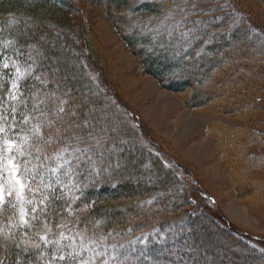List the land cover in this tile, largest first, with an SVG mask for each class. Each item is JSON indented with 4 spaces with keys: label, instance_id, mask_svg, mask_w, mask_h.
<instances>
[{
    "label": "trees",
    "instance_id": "1",
    "mask_svg": "<svg viewBox=\"0 0 264 264\" xmlns=\"http://www.w3.org/2000/svg\"><path fill=\"white\" fill-rule=\"evenodd\" d=\"M171 2L174 1L97 0L111 14L118 33L137 58L142 74L155 79L162 89L183 95L184 106L199 110L219 98L220 95L215 93L217 88L227 86L226 89L232 87L235 93L232 96L227 92L234 106L230 108L227 103L218 102L222 104L220 109L227 114L247 112L255 118L259 114V107L251 97L246 96V91L237 93L240 91L236 89L243 87L250 93L262 90L264 82L259 75L263 74L264 66H258V74H254L246 67L237 69L233 63L240 59L241 50L245 51L247 44L251 43L248 40L250 36L255 44L261 43L258 57L261 56L264 65V28L251 24L234 2L201 0L200 7L206 11L211 9L209 15L217 23L208 21L207 24L206 16L186 21L188 28L192 27L194 19H203L207 25L206 29L200 26L197 32L199 39L189 45L181 39L180 30L174 27L181 14L178 9L174 11L176 4ZM221 3L224 5L220 6ZM169 13L173 14L172 18L157 33L158 26ZM77 15L73 0H0V72L6 74V78L0 81L4 85L0 87V95L4 96V100L0 101V113L7 117L12 126L9 139L21 143L33 124L56 120L57 107L61 101H66L63 104L65 113L60 114L62 118L56 121L55 126L66 128L71 124L66 134L80 137L79 142L73 143L81 149H88L92 159L99 162V175L94 174L86 164L79 166L80 174L75 182L80 191L70 192L63 187L68 183L67 177L58 184L55 176H46L52 188H42L35 194L38 212L45 207L38 203L43 195L58 197L46 201L50 213L47 219L54 230H60L55 227L56 224L67 223L77 230L86 227L89 235L106 237L103 243L107 248L98 247L97 251L107 253L101 259L114 257L109 264H227L226 260H207V255L199 257L195 254L198 249L205 251V242L210 244L212 236L208 232L213 233L211 226H214L205 216L203 205L200 206L197 198L190 193V189L196 191L195 181L185 167L169 159L153 140L144 135L140 123L122 108L124 106H117L114 97L103 89L102 61L95 54L93 63L89 59L87 61L77 47L79 37L75 36L72 28V17ZM150 19L153 21L150 22ZM147 29L153 30L145 31ZM78 32L85 45L94 52L92 33L87 26L82 25L80 29L78 25ZM215 39L219 42H215ZM8 40L14 41V45L5 47L3 42ZM5 57H11V61L19 64L21 71L28 70L31 65V75L21 81L22 99L26 103L18 104L7 97L5 88L10 87L15 68L11 61L9 69L2 68ZM96 64L101 71L94 66ZM88 68H92L95 77H91ZM241 73L247 75L244 82L237 80V75L239 77ZM243 95L248 99H242ZM41 100L44 103H40ZM33 108L36 110L33 111ZM24 112L32 117L29 124L23 123L21 113ZM119 125L127 137L141 138L143 144L140 143V146L150 154L134 156L132 151L119 147ZM222 129L215 126L208 128L207 132L220 143L219 155L223 163L230 161L229 177L236 194L241 199L257 194L259 200H264V139H259L250 131L236 130L234 134H228ZM235 137L245 140V148H254L250 157L236 146ZM97 139L101 140L99 144L96 143ZM25 149L32 155L20 157L21 161L40 162L35 159L38 154L34 148L25 146ZM48 151L51 153L52 149ZM12 154L15 155V151ZM28 166L31 167V164ZM255 170L259 173L254 181L257 191L253 188V193H247V187L251 185L246 176ZM181 187L183 189L179 193ZM26 196L31 199L33 194L26 192ZM73 196L78 199L73 201ZM130 205L131 208H128ZM68 206H71V215L67 211ZM6 207L7 210L0 213V228L8 225L7 218L16 212L10 205ZM25 207L30 210L32 205L26 204ZM77 220L78 224L75 223ZM211 220L228 234V248L234 244L240 247L237 245L241 242L238 240L242 239L239 232L233 231L223 221ZM34 223L39 225V221ZM36 230L38 228L32 231ZM13 231L20 239L23 230ZM243 241L246 246H253ZM262 249L257 251L264 257ZM18 256L22 258L21 264H28L29 261L38 264V250L29 247V252L23 253L11 243L5 246L0 236V259L4 260V264H15Z\"/></svg>",
    "mask_w": 264,
    "mask_h": 264
},
{
    "label": "rangeland",
    "instance_id": "2",
    "mask_svg": "<svg viewBox=\"0 0 264 264\" xmlns=\"http://www.w3.org/2000/svg\"><path fill=\"white\" fill-rule=\"evenodd\" d=\"M73 1L79 14L72 17L73 31L75 36L79 37L77 47L82 51L87 61L89 59L93 63L94 54L102 61V71L99 65L94 66H97L102 72L103 89L109 96L114 97L113 101L117 102V106H124L122 108L126 109L140 123L142 133L153 140L169 159L175 160L185 167L195 181L196 191L190 189V193H193V196L197 198L200 206L203 205L205 216L207 215L215 226H211L213 233L212 231L208 232V235L212 236L210 244L205 242V247H207L205 251L198 249L195 250V254L202 257L207 255V260L213 258L216 261L226 260L227 264H264V257L257 251V249L264 248V200L261 198L259 200L257 194H249L250 196H245L243 199L239 197V194H236L229 177L231 172L230 161L226 162L225 160L223 163L219 155L220 143L207 132L208 128L216 126L222 127V130L228 134L229 132L234 134L236 130H245L246 132L250 131L259 139H264V88L258 89V92L251 91V93L248 89L243 90V87L236 89L240 91L237 93L246 91V96L251 97L255 105L259 107V114L255 115V118L247 112L227 114L220 109V105L223 103H227L226 105L230 108L233 105V100L230 96L228 98V93L232 96H235V93L232 87L226 89L227 86L217 88L215 91L216 94L223 96L221 99L217 95L219 98L216 97L218 99L211 104L199 110H190L184 106L185 98L183 95L162 89L155 79L142 74L137 58L127 47L126 42L113 24L111 14L106 12L102 4L97 3V0ZM173 1L171 3H181V0ZM229 1L234 2L238 10L247 16L251 24L264 28V0ZM223 5V3L220 4V6ZM175 10H177L176 7ZM121 14L123 13H119V15ZM209 17L210 15L204 17L207 24L208 21H212V24L217 23V21L213 22L215 18ZM152 21L150 19V22ZM163 21L158 26L157 33H160L167 26L169 19L166 20L164 17ZM78 25L80 29L82 25H86L92 33L91 43L97 54L85 45V41L78 32ZM152 30L147 29L145 31ZM215 40V42H219L217 39ZM248 40L251 43L247 44L245 51H243L244 49L241 50L240 59L235 61L233 65L237 69L246 67L252 70L254 74H258V66H264L261 56L258 57L261 54L259 51L261 43L255 44L251 41L250 36ZM88 69L91 77L94 76L92 68ZM246 76L241 73L239 77L237 75V80L240 79L241 82H244L247 80ZM259 78L264 82V72L259 75ZM247 97L245 98L243 95L242 99L246 100ZM117 130L119 131V138L118 136L117 138L121 139L119 140V147L123 146L124 150L132 151L134 156H143L144 153L146 156L150 154L140 146V143L143 144L141 138L137 137V140L131 135L127 137L120 125ZM235 138L236 146L239 147L240 151L247 152L246 154L250 157L255 151L254 148L250 146L245 148V140L239 137ZM121 163L123 167L122 160ZM239 167L241 166L239 165ZM167 173L170 172L167 171ZM256 176H259L257 170L246 176L248 177L246 180L251 185V187H247V193H253V188L257 191L254 186V181L258 178ZM182 189V187L179 189V193ZM132 205L128 208H131ZM210 218L223 221L233 231L239 232L238 234L242 239L238 240L241 242L237 245L240 247L234 244L232 248H228L230 242L228 234ZM243 240L253 246H246ZM216 261L215 263H217Z\"/></svg>",
    "mask_w": 264,
    "mask_h": 264
},
{
    "label": "snow or ice",
    "instance_id": "3",
    "mask_svg": "<svg viewBox=\"0 0 264 264\" xmlns=\"http://www.w3.org/2000/svg\"><path fill=\"white\" fill-rule=\"evenodd\" d=\"M200 3L201 0H181V3L175 6L181 14V19L176 22L174 27L180 30L181 39L189 45L193 40L199 39L197 32L200 30V26L206 27L207 25L204 24L203 19H194L192 20V27L188 28L185 22L193 17L207 16L211 13V9L206 11L201 8ZM170 18H172V13L165 16L166 20ZM184 28L187 30H182ZM171 34L169 31V35ZM3 43L5 47L14 45L12 40ZM17 55H19V51H17ZM10 61L11 57H5L2 68L9 69ZM11 64L15 68V73L9 82L10 87L5 88L7 97L18 104L26 103L22 99L24 94L21 91V81L26 79L27 75H31V65L28 70L21 71V67L15 61H11ZM5 78L6 74L0 72V81ZM36 78L39 79V77ZM0 87H4V85L0 84ZM3 100L4 96L0 95V101ZM40 103H44V101L41 100ZM64 103L67 102L61 101L60 106L56 109V120H47L44 124H33L28 134L22 137L21 143L9 139V130L12 126L7 117L0 113V133L3 134L0 137L3 141L0 144V213L6 211L8 205L16 210L14 216L7 218L8 225L0 228V236H2L5 246L11 243L23 253H28L29 247L38 250V264L39 262L42 264H109V261L113 260L114 257L108 256L101 259L107 253L97 251L98 247L107 248V245L103 243L106 237L89 235V230L86 227L77 230L69 227L67 223L56 224L55 227L60 230H54L53 225L47 219L50 213L47 211L46 201L50 198L59 199L58 197L43 195L38 203L45 205V207L39 209L38 212L35 194L40 192L42 188H52L50 180L46 181V176H55L58 184L63 183V179L67 177L68 183L63 184V187L73 192L80 191L75 178L80 174L78 168L82 163L88 165L94 174L99 175L97 167L99 162L92 159L91 155L88 154V149H81L73 143V141L79 142L80 137L66 134L71 128V124L66 128L55 126L56 121L62 118L60 114L65 113ZM12 110L15 111V108ZM32 110L35 111L36 109L33 108ZM21 115L24 117L23 123L29 124L32 119L30 114L24 112ZM45 128L48 131L45 132ZM100 142L101 140L97 139L96 143L99 144ZM25 146L28 149H35L38 154L35 159L40 161L39 163H33L32 160H20V157L32 155L31 152H26ZM49 148L52 149L51 153L48 151ZM13 151H15V155L12 154ZM85 156L87 157L86 160L84 159ZM29 164L31 167L28 166ZM41 169L43 171H40ZM37 177H39L38 181ZM26 192L32 193L33 197L29 199ZM6 197L10 199H6ZM75 199L78 197L73 196V201ZM26 204L32 205L30 210L26 209ZM67 211L69 215L72 214L71 206L67 207ZM42 216L44 217L43 220H41ZM37 221H39V225L34 223ZM75 223L78 224L79 221L77 220ZM34 228H38V230L33 232ZM21 229L23 230L21 238L17 239L13 230ZM21 259L18 256L15 264H21ZM0 264H4L3 259H0ZM28 264H31V261Z\"/></svg>",
    "mask_w": 264,
    "mask_h": 264
}]
</instances>
